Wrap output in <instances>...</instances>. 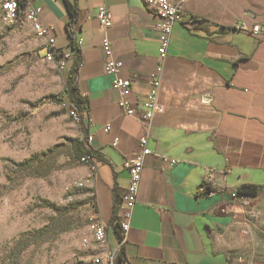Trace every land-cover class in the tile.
I'll use <instances>...</instances> for the list:
<instances>
[{"label":"crops","instance_id":"1","mask_svg":"<svg viewBox=\"0 0 264 264\" xmlns=\"http://www.w3.org/2000/svg\"><path fill=\"white\" fill-rule=\"evenodd\" d=\"M30 1L70 57L67 78L76 56L71 35L75 44L82 40L75 85L86 95L89 147L102 160L96 158L89 186L104 223L128 187L124 164L139 150L142 133L120 110L113 77L105 74V36L123 65L120 78L134 82V107L141 110L153 80H161L165 111L153 120L148 148L154 155L145 161L123 264H229L228 247L216 234L254 199L236 195L240 187L264 189V0H183V19L162 66L158 17L142 0ZM67 3L78 10L73 23ZM102 6L113 18L107 34L98 20ZM258 25L261 32L252 33ZM208 170L213 182L204 189L211 191L202 193ZM108 238L117 250L115 232Z\"/></svg>","mask_w":264,"mask_h":264},{"label":"rangeland","instance_id":"2","mask_svg":"<svg viewBox=\"0 0 264 264\" xmlns=\"http://www.w3.org/2000/svg\"><path fill=\"white\" fill-rule=\"evenodd\" d=\"M44 56L32 25L22 17L6 25L0 6V264H100L67 72ZM33 158L38 173L19 166ZM216 237L228 247L229 264H264V189Z\"/></svg>","mask_w":264,"mask_h":264},{"label":"built area","instance_id":"3","mask_svg":"<svg viewBox=\"0 0 264 264\" xmlns=\"http://www.w3.org/2000/svg\"><path fill=\"white\" fill-rule=\"evenodd\" d=\"M149 10H151L157 17L156 23L157 31L159 32V60L160 64L164 63L168 56L171 39L176 24L180 23L183 19V0H142ZM1 18L6 25L14 24L22 17L29 22L35 30L38 39L43 40V49L45 51L44 60L47 63L54 64L55 67L65 72L68 68L69 55L60 51L56 47L55 37L52 35V28L43 24L41 19V10L34 9L30 0H0ZM98 20L102 29L107 32L113 25L112 14L107 7L102 6L99 9ZM240 29L249 31V28L242 24ZM261 26H254L252 33L258 34L261 32ZM82 45V40L76 42L79 48ZM102 51L105 56V74L113 77L112 88L118 92L119 101L118 106L122 113L137 120L142 127V133L139 137V150L130 156L124 167L128 171L129 181L128 187L124 192L122 199L117 204L116 220L113 225L104 223L100 220L96 221L91 226V234L94 243L101 250L100 264H121L118 262V255L121 247H124L127 242V236L131 229V222L137 198L139 193L140 184L142 181L143 171L145 168L146 158L154 155L148 148L149 140L151 138V131L153 127V120L156 116L163 114L165 109L161 104L159 92L161 87V80L155 79L152 82L153 90L147 95L146 100L141 105V110L134 107L132 103L133 97V80H124L120 78L122 70V63L115 60L112 49V42L106 35L102 43ZM161 68L159 69V73ZM82 99H86L85 94H80ZM72 116L78 121L77 115L74 110L71 112ZM109 130V127L106 129ZM91 136L85 140L86 149L91 151L89 141ZM165 163L171 166H176L179 162L177 160L164 158ZM79 162L88 169L89 175L95 174L97 171L96 157L90 154L83 156ZM213 170H208L205 177L202 193H208L204 186L213 182ZM119 232L120 239H118V249L110 247L108 234L110 231L115 232V228ZM123 264V263H122Z\"/></svg>","mask_w":264,"mask_h":264},{"label":"trees","instance_id":"4","mask_svg":"<svg viewBox=\"0 0 264 264\" xmlns=\"http://www.w3.org/2000/svg\"><path fill=\"white\" fill-rule=\"evenodd\" d=\"M67 10L72 17V23H73L77 18L78 10L76 7L72 6L69 3H67ZM71 39H72V43H73L72 49L75 52L76 56H75L74 64H73V66L69 72L68 78H67V88L65 90V93L69 96L71 106L77 115L78 123H79L80 129L83 133L84 141L75 143V146H77L79 148V150H77V155H78L79 160H80L86 154H90L93 156H95V155L92 151L87 150L86 146H85V140L88 139V137H89L88 129H87L86 123H85V114L88 110V107H87V101L80 97L78 89L75 85L76 77L78 75L82 60H81L80 50L76 46V44L74 42V38L72 37V35H71ZM50 153H52V151H50ZM96 158H97V156H96ZM97 159L100 162L101 159L100 158H97ZM36 160H37V158L30 159L26 163L20 164L19 166L31 165L30 168L36 167V168H32V169H36V173H38V168L41 167V164L38 166H32V164L34 162H36ZM261 190H262V187H260V186L248 184V185H243L242 187H240L237 190L236 195L256 198L259 196ZM207 191L210 192L211 191L210 188L207 189ZM118 203H119L118 200H115V206L113 209L112 218L109 222L110 225H113L115 220H116V217H117L116 216V208H117ZM55 226H59V224L58 225L55 224ZM115 230H116L115 234H116L117 238L120 239V235H119V232L117 231V227L115 228ZM125 258H126V254H125L124 247H121L119 255H118V262L121 264L124 263Z\"/></svg>","mask_w":264,"mask_h":264},{"label":"water","instance_id":"5","mask_svg":"<svg viewBox=\"0 0 264 264\" xmlns=\"http://www.w3.org/2000/svg\"><path fill=\"white\" fill-rule=\"evenodd\" d=\"M205 101H208V100H205Z\"/></svg>","mask_w":264,"mask_h":264}]
</instances>
